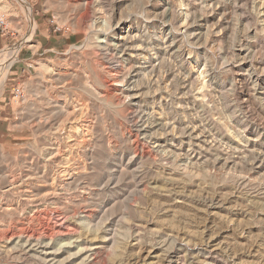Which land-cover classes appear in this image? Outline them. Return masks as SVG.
Listing matches in <instances>:
<instances>
[{"label": "rangeland", "instance_id": "1", "mask_svg": "<svg viewBox=\"0 0 264 264\" xmlns=\"http://www.w3.org/2000/svg\"><path fill=\"white\" fill-rule=\"evenodd\" d=\"M0 13V61L21 45L0 96V264H45L29 246L50 240L98 248L93 264H264V0Z\"/></svg>", "mask_w": 264, "mask_h": 264}, {"label": "bare ground", "instance_id": "2", "mask_svg": "<svg viewBox=\"0 0 264 264\" xmlns=\"http://www.w3.org/2000/svg\"><path fill=\"white\" fill-rule=\"evenodd\" d=\"M89 4V3H88ZM87 4V5H88ZM91 5V4H90ZM30 14V13H29ZM32 14V13H31ZM33 17V16H32ZM31 17V24H32V33L36 31V25H35V22L33 20V18ZM127 24L126 22H124L123 20H120L119 23L117 24V27H116V30L117 31H122L123 28L122 27H125ZM132 31V28L130 27L128 32H131ZM104 41V40H103ZM106 45V44H105ZM106 48V47H105ZM21 49V45H18L16 46L13 50L9 51V52H6L8 53V55L6 56L5 54V57L4 59H2V61H0V96H1V92L3 91V87H4V84L7 80V76H8V72L9 70L13 67V65L16 63V61L18 60V54H19V51ZM246 50V49H245ZM246 52V51H245ZM244 52V53H245ZM249 53V51H248ZM2 54V53H1ZM6 60H8L6 62ZM246 67V66H245ZM244 67V68H245ZM248 71V70H247ZM252 77V85L254 87H257L258 85H264V81H261L259 78H256L254 76H251ZM132 90H129L128 93H130ZM59 239V238H58ZM64 239V238H63ZM18 242V241H17ZM16 241L14 242L15 244L17 243ZM60 241H58L59 243ZM18 244V243H17ZM16 244V245H17ZM53 242L52 240H50L46 246H47V249H43V247H34V246H29V251H31L32 255H34L33 257H37V259H40V261L44 262L45 264H75L76 261L79 259H81V264H93L94 263V259L95 257L97 256L96 254L99 252L98 251V248H89V249H84V250H81L79 251L78 253L76 254H70L69 257H65L64 254L67 253L68 251V248H60L62 247L61 245L64 246L65 243L61 244L59 246L60 249H55L53 247ZM74 244V243H73ZM72 244V246H73ZM56 245V244H55ZM22 245L19 246V249ZM24 246V245H23ZM69 246V245H68ZM71 246V247H72ZM75 246V245H74ZM80 247V246H79ZM79 247L76 246V248L79 249ZM25 248V247H24ZM75 248V249H76ZM27 249V248H25ZM73 249V248H72ZM77 249V251H78ZM81 249V248H80ZM24 252V251H23ZM27 252V251H26ZM28 254V253H27ZM29 255V254H28ZM32 257V256H31ZM97 259V257H96ZM78 260V261H79ZM80 262V261H79ZM78 264V262H77ZM80 264V263H79Z\"/></svg>", "mask_w": 264, "mask_h": 264}, {"label": "built area", "instance_id": "3", "mask_svg": "<svg viewBox=\"0 0 264 264\" xmlns=\"http://www.w3.org/2000/svg\"><path fill=\"white\" fill-rule=\"evenodd\" d=\"M0 28H2L3 30L8 29L6 17L2 13H0ZM62 31H63V28H61V26H59V25L54 26V32L55 33L62 32Z\"/></svg>", "mask_w": 264, "mask_h": 264}, {"label": "crops", "instance_id": "4", "mask_svg": "<svg viewBox=\"0 0 264 264\" xmlns=\"http://www.w3.org/2000/svg\"><path fill=\"white\" fill-rule=\"evenodd\" d=\"M38 37L43 42L42 45L43 46L46 45V47L47 48L49 47V49H52V48H54L57 45V43H55L56 41H50V40L47 39V36L44 33V31H40V34L38 35Z\"/></svg>", "mask_w": 264, "mask_h": 264}]
</instances>
